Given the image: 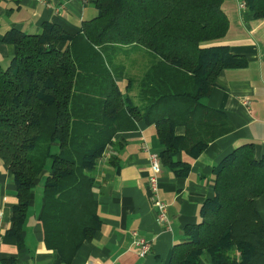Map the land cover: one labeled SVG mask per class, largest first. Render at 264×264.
Returning <instances> with one entry per match:
<instances>
[{
	"label": "trees",
	"instance_id": "16d2710c",
	"mask_svg": "<svg viewBox=\"0 0 264 264\" xmlns=\"http://www.w3.org/2000/svg\"><path fill=\"white\" fill-rule=\"evenodd\" d=\"M222 1L94 0L96 14L75 34L52 21L38 32L4 34L15 49L9 65L0 64V158L17 188V237L31 189L44 177L43 240L70 263L99 227L88 172L114 135L139 120L155 125L161 164L178 175L189 167L178 154L195 158L232 130L201 100L221 69L246 61L216 42L228 27ZM243 1L264 16V0ZM213 172V194L168 264H199L205 251L211 264H264V222L254 205L264 194V156L244 142Z\"/></svg>",
	"mask_w": 264,
	"mask_h": 264
},
{
	"label": "crops",
	"instance_id": "0c3cea01",
	"mask_svg": "<svg viewBox=\"0 0 264 264\" xmlns=\"http://www.w3.org/2000/svg\"><path fill=\"white\" fill-rule=\"evenodd\" d=\"M93 1L0 0V64L7 67L14 54V45L3 40L7 31L38 32L43 22L52 21L75 34L83 20L96 14ZM241 1H222L228 27L216 42L241 55L245 64L221 69L211 91L201 98L204 104L223 112L232 130L214 139L195 158L178 154L177 159L189 163L184 175L161 164L157 196L166 203L168 224L157 219V206L149 197L147 184L151 173L149 152H156L160 158L163 144L155 125L139 120L135 129L114 135L113 144L88 172L99 227L91 239L80 245L70 263L63 262L43 240L39 216L44 177L37 179L31 189L16 233L19 237L15 235L17 188L11 171L0 158V264H168L174 243L185 239L184 227L199 220L201 204L213 194V166L234 147L249 141L253 142L254 156H264V16L255 17L252 10L240 5ZM175 132L182 134L184 127L177 126ZM254 205L264 222V194L254 198ZM133 230L151 240V249L145 255L138 253ZM199 264H211L207 251L202 253Z\"/></svg>",
	"mask_w": 264,
	"mask_h": 264
},
{
	"label": "built area",
	"instance_id": "2783aa9c",
	"mask_svg": "<svg viewBox=\"0 0 264 264\" xmlns=\"http://www.w3.org/2000/svg\"><path fill=\"white\" fill-rule=\"evenodd\" d=\"M87 2L88 0H82ZM241 6H245V2L242 0L240 3ZM243 102L247 105L248 99H243ZM149 161L151 166V173L148 177V188H149V197L151 201L157 206V219L163 224H168L166 217V203L163 200H160L157 196L158 188V177L157 174L161 170V161L158 154L154 151L149 152ZM0 227H1V218H0ZM133 236V242L138 246L139 255H145L151 249V240H148L137 234V231L133 230L131 232ZM1 237V235H0ZM84 264H92V262H85Z\"/></svg>",
	"mask_w": 264,
	"mask_h": 264
},
{
	"label": "rangeland",
	"instance_id": "374dc122",
	"mask_svg": "<svg viewBox=\"0 0 264 264\" xmlns=\"http://www.w3.org/2000/svg\"><path fill=\"white\" fill-rule=\"evenodd\" d=\"M42 184V183H41Z\"/></svg>",
	"mask_w": 264,
	"mask_h": 264
}]
</instances>
